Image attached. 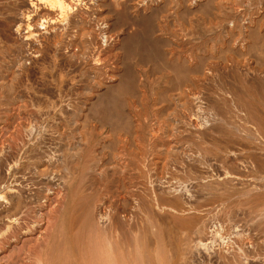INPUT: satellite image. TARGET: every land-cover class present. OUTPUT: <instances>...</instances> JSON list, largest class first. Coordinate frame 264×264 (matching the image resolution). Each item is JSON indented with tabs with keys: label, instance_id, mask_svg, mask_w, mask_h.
<instances>
[{
	"label": "rangeland",
	"instance_id": "1",
	"mask_svg": "<svg viewBox=\"0 0 264 264\" xmlns=\"http://www.w3.org/2000/svg\"><path fill=\"white\" fill-rule=\"evenodd\" d=\"M40 1L41 0H39V1L38 0H31V1L30 0H0V5L2 4L0 6V12L2 11L0 13V19L2 18L0 20V28H1L0 29V45H1L0 47L2 48V49L0 48V92H1L0 93V134H4L5 136H9L10 133H11L10 129L12 130L13 128H10L8 130L4 125L7 122L11 123L12 125H14V124L16 125V123L21 122V120H25V118H26L25 109L27 107H28L27 110H30L32 108L33 109H35V108L39 109L40 108L42 110V114H44V113L46 114L47 113L46 115L48 117L46 116V119H48L50 117L51 119L49 118L48 120H50V122L53 121L52 123H55V124L56 123H61V124L70 123V124L74 125V124L80 123V122H89V123L94 122V118L89 116L90 113H88V111L85 110V106L84 105L81 104L80 106H78L77 109L79 111H78V113H75L73 111L74 110L73 108H71V109H70V107L67 108V106L65 104V101L67 99L68 100L71 99L72 102H74L75 100L76 101H80V102H84L87 99H89L90 97H93L95 95V93L100 92L102 90L100 87L102 86L103 83H106V85L111 84V88L112 89L110 88V90L115 89V87L112 86V85L114 83L116 84L118 82V78H117L118 76L115 77L116 73H118L117 75H121L120 79L123 82L124 79L126 80V78L129 77L130 75L134 74V72H136V74L144 72L145 75L147 74L146 76L148 77V81L151 83V85H153L155 83H158L157 81H159L160 84H161L162 83V81H161L162 79L161 78H163L164 75L166 76L168 74V71H170L168 69V67L170 65L169 63H172L171 61H168V58L164 59L163 56L159 55L161 53L163 54L162 51H164L163 50L164 48H165V50L169 49V47L166 46L167 47L166 48V47L163 46V44H164L163 42H167L168 40L169 41H177L178 40V42L181 45L182 49L184 47L186 49H189V48H191V44H194L193 55H194V53H197L198 56H201V59L203 57L205 59H207L209 57L210 53L213 54V55H216V54L222 52V51H219L222 48H223L222 49L223 52L228 47L229 48L231 47L234 50H238V49L244 50L245 49L244 46H245V44L247 42L250 43L252 40H254L251 43H255V39L253 38V36L251 38L245 39L247 32H245L246 29L244 27L249 25V23H250L249 21L250 20L252 22V26H255L256 24H257L256 26H258V24L260 23L258 28H260L261 33H262L261 37L264 35V26H263L264 25V14L262 15V13H264V0H233L234 2L232 0H230V1L229 0H224V1L221 0V1H219L220 2L219 6L221 7V9L223 11L225 10L227 12L228 11L234 12V15H235V20L234 21L235 22L233 23L234 25H232V27H231V32L227 31L228 23H226V24L222 23L218 19L216 20V18L212 17V15L209 13L210 9H209V11H206V12H205V10H203V11H198V12L194 11L195 12L194 13L193 10H194L195 4L197 3L198 0H196L195 3L193 2L194 0L193 1L189 0V2L186 3V4L183 2L185 0H166V1L165 0L164 1L163 0H145V3H144V0H130L131 2H129V0L128 1L127 0L126 1L125 0H120V1L116 0L117 1L116 3H117L118 7L116 6L115 3H114L115 5L114 4L111 5L113 2H115V0L114 1L110 0L111 4L109 3V0H90V1L89 0H79V2H75V0H72V1L69 0V1H71L70 4L73 5V13L70 15V19L71 18H74L75 20L81 19L82 22L85 23L87 28H89V30H92L90 36H86L83 39L82 43L78 44L79 46L77 45V46H74V47H70V45L68 44V38L67 39L64 38L61 41L59 40L60 42L58 41V39H56V38H59L60 34L64 33V26L62 27L61 24L59 23L60 19H58L57 13L53 12V11H49L47 7L46 8L44 7L46 5L43 4L42 1L41 2ZM175 1H176V3H175ZM98 2L100 3V5H98L99 4ZM125 2H129L128 6L131 5V6H129V7H131L130 9H128L129 7L127 6V10H128L127 13H124L122 11V9L124 8L123 7L124 4H125V6L127 5ZM163 2L164 3L167 2V3L164 4V5L162 4L163 5V7H162L160 3H163ZM181 2H183L184 4L181 3ZM101 3H103V7L100 8L99 6H102ZM107 3L109 5H107ZM119 4L121 6H119ZM165 5H167L166 8H165ZM109 6L110 7L114 6L115 8L117 7L118 9L113 10L115 8L110 9ZM182 6L183 7L186 6V9H187L188 12L184 11L186 9L183 8ZM119 7H120V10H119ZM161 7L164 8V9H162ZM152 8L153 9H155V8L157 9L158 8L157 10L159 12L157 10H153L152 11ZM15 10H17V11L14 12ZM108 10H110V11H108ZM139 10H142L143 13H145V15L149 14V16H147V17L151 16L152 18L155 17V19L151 18V20H150V18H148L149 22H147L148 20L146 18H144V20H146V23H149V25L148 24L145 25L146 23H144V26H143V23H141L143 21V17H141L142 19L140 17H138L139 13L141 12ZM182 10L186 13V14H184L185 16L182 14V12H183ZM150 11H152L155 16ZM154 11H156V12H154ZM163 11H164V14L161 15ZM112 12L113 13L115 12L114 14L117 13L116 14L117 16L113 15ZM175 12L177 14H182L181 15L182 17H179L180 15L177 16ZM191 12H193V13L191 14ZM131 13H132L133 16L135 15L136 18H135V16L132 17ZM17 14H20V15H17ZM97 14H98V16H97ZM204 14H205V16H204ZM100 15H101V17H99ZM156 15H158V16L160 15L159 16L160 18L157 17L158 19H156ZM206 15H209V16L206 17ZM4 16L6 17L7 20L5 19ZM123 16L127 20L128 19H130V20L132 19L131 20L132 21L131 24L132 25H134V24L137 25V26L134 25L135 27H137V28H138V26H139V28L145 27V28H142V29L138 28L139 30H142V31L144 29V31L143 32L142 31H138L137 33L134 34V36L132 37V40L129 39L130 41L128 40L124 44H123L121 38H119V34H121V32L125 30V28H128V27L129 28H133L134 26L131 27L132 25H130V22L128 24V21L125 20ZM258 16L261 17V18H258ZM115 17H116V19H115ZM117 17H118V19H117ZM121 17H123L122 20L120 19ZM137 17H138V20H136ZM184 17H186V19ZM192 17H195V18H192ZM255 17H256L257 20H255ZM180 18H182V19H180ZM19 19H21V20L25 19L26 20V21L23 20V27L24 28L27 25H30L29 27L32 30L37 31V32L41 33V35H43V37L44 36L46 37V39L44 38V42L43 43L40 42L42 45L39 44V42L38 43L36 42V41H38L37 37H34L35 39H34V43H32V45L31 44L27 45L24 42V40H23V36L25 34L23 31L25 30V32H26L27 30L23 29V27H22L23 30L21 31V33H18V36H15L16 33H13V31H14L13 28H15V25H16L15 22H17L16 20H19ZM203 19L205 21H207L206 24L204 23ZM259 19H261V21ZM68 20H67V22H71V20L70 21H68ZM51 21H54L55 23L50 24ZM120 21L122 23H120ZM167 21H168V23H167ZM255 21H257V22H255ZM258 21H260V22H258ZM9 23H11V24L8 25ZM183 23H184V25H183ZM202 23H203V25H202ZM54 24H56V25H54ZM111 24H113V28L114 29L112 28ZM115 24H117V25H115ZM152 24L153 25L157 24L156 27H159L161 29V31L158 32L157 35H159V36H161L163 38V42H162V40H156V39L153 41V39H152L153 36L150 33H148V31L153 27V26L150 27V25H152ZM207 24H208V26H206ZM216 25H217V27H216ZM221 25L222 26L224 25V26L222 27ZM53 26H57V30L58 31L56 30V31H54L52 33V31H50L49 27H53ZM109 26L112 28L113 32H111L110 36H108V38H107L106 37L107 35L104 37V35H105L104 31ZM116 26H119L120 29H119V27H116ZM235 26H237V28ZM146 27L149 30L146 29ZM183 27H184V29H183ZM61 28H62V30H61ZM118 29H119V31H118ZM207 29H209V30L207 31ZM146 30H147V32H146ZM174 31H175V34H174ZM190 31L192 33L193 32L194 33L192 35H190V33H191ZM71 32H72V30H71ZM198 32H200V33H198ZM207 32H208V34H207ZM216 32H217L218 35L216 34ZM143 33H144V35L142 36L141 34H143ZM145 33H147V34H145ZM176 33L178 35H176ZM231 33H234V34L236 33L235 34L236 37L234 36L232 38L233 41H231L232 39L230 38L231 37V35H230ZM1 34L4 35V36H2ZM148 34H150V35H148ZM179 34H180V36H179ZM198 34H200V35L198 36ZM219 36H220V38H219ZM179 37H181L182 39L179 38ZM227 37H228V39H227ZM5 38H6V40H5ZM19 38L21 39L20 41H19ZM105 38H107V39H105ZM165 38L167 39V41H166ZM1 39L3 41H5V43ZM227 40H230V41H227ZM145 41H148V42L145 43ZM149 41L150 42L152 41V42L149 43ZM160 41L162 42V44H161ZM225 41L226 42H230V43L232 42V43L231 44L230 43L226 44ZM256 41L259 43L261 41V39H257ZM63 42H65V43H63ZM224 43H225V45H224ZM4 44H5L6 47L4 46ZM228 44H230L231 46L227 47L226 45H228ZM49 45L52 46V47H50ZM80 45L82 47H80ZM155 45H157V46H155ZM182 45H186V46H182ZM206 45L207 46L209 45V46L207 47ZM218 45H219V47H218ZM46 46L48 48H46ZM56 47H58V48H56ZM10 48H11V50H10ZM38 49L41 50L40 67H42L41 71H42L43 75L37 81V78L35 77V74H34L35 73V69L31 65V63L27 60V57H28V55H32L33 53H34L33 55H35V52ZM48 49H50L49 50L50 53L52 52L51 54L49 53ZM51 49H53V50H51ZM217 49H219V50H217ZM58 50H60V53H59ZM150 50H152V51H150ZM183 50H185V49H183ZM54 51H56V54H55ZM139 51H140V53H139ZM228 51H229V49H228ZM57 52L59 53V55L57 54ZM216 52H218V53H216ZM53 53H54L55 57L53 56ZM227 53H226L227 57H232V55H230L231 53H228V54ZM223 54H225V53H223ZM57 55H58V58H57ZM144 55H145V58H144ZM246 55L247 54H245L244 58H242V60H244L245 64L249 65V68H250V66H251V68H253V67L256 68L257 67V65H256L257 62H255L256 59L254 60V58L256 56L254 57V55H251L252 56L251 57L250 55H247V56ZM42 56H43V58H42ZM142 56H143V59H142ZM159 56H160V58L161 57L162 58L160 59ZM45 57L48 58V59L46 60ZM155 57H157V58H155ZM152 58H154V59H152ZM94 59L95 60L98 59L99 62L96 60V62L94 61L96 63L95 64L93 62ZM57 60L59 62H57ZM195 60H197L196 57H194V56L193 57L192 56L189 57V62L190 63H194L195 64V62H196ZM80 61H82V62H80ZM91 61H92V64H91ZM126 62H128V63H126ZM161 62L162 63L164 62V66H163V64ZM253 62H254V64H253ZM27 63H28V65H27ZM44 63H45V65H44ZM67 63H69V65H67ZM79 63H80V65H79ZM84 64L86 65V67H85ZM93 64H95V65H93ZM207 64L208 65H213L211 61H208ZM53 65H54V68H53ZM55 65H57V66H55ZM81 65H83L84 67H82ZM165 65H167V66H165ZM64 66H66L67 68H65ZM164 67H166V68L164 69ZM44 68H46V69L44 70ZM58 68L59 69L61 68L60 71L58 70ZM81 68H83L85 70L84 72L81 71L82 73L80 72ZM155 68H156V70H153ZM73 69L76 70L77 72L74 71ZM157 69L160 70V72ZM68 70H69V72H68ZM43 71H44V73H43ZM46 71H49V72H46ZM126 71H127V73L128 72L129 73L127 74ZM113 74H114V76H113ZM57 75H58V77H57ZM60 75H62V76H60ZM63 75L64 76L66 75L68 77L66 78ZM74 75H76V76H74ZM32 77H33V79H32ZM27 78H28V81H26ZM70 79H72V80H70ZM39 80H41V81H39ZM49 81H50V83H48ZM30 82H31V84H30ZM37 82L41 83L42 86L40 84L38 85ZM45 82L48 83V84H46ZM59 82H61V83H59ZM139 82H140L139 80H136L134 82L135 85H136L135 89L137 87L139 92H136L135 89H134V91L132 93L133 96L131 98H130L131 95L130 96L129 95H127V96L124 95L126 99L130 100V102L125 107H121L120 108V111L123 114L124 113L130 114L133 117L132 120H134V122L136 124V127H137V132H138L137 133V140H138L137 141V147H138L137 153L139 152V156L137 155L139 158L136 157V169H134L132 167H128V168H126L127 171L125 170V173H123V184L125 186V188H124L125 190H123L122 197H124L128 201L124 200V198H123V200L127 202V203L125 202L126 205L124 203H121V205L123 204L124 206H121V205L117 206V209H118L120 217H121V222L125 223V224L123 223L124 225L122 226L123 227L122 228V231H123L122 233H124V234H122L123 242H124L123 253L126 252V253H124V258L126 259L125 263L126 264H131V262L133 261L132 264H135V263L136 264H140V263L141 264H214V263L215 264H219V263L220 264H226V263L227 264H263L264 256L262 254H264V252H263L264 251V249H263L264 248V227H263L264 226V172H263L264 171V162H263L264 161V159H263V157H264V154H263L264 153V148H263L264 147V144H263L264 140H261V138L258 137L257 140L258 139L259 140L257 141V140H255L256 138L253 140V138H254L253 135L246 136L242 132L241 126H243V125L240 124V122H238L235 119H233L234 121H232V123H227V122H224V121L219 120L218 118H214V117H213V119H211V118L209 119L207 115H205V116L202 115L200 117V119H198L202 123L201 131L203 130V132H204L203 136L202 135L193 136L189 132L178 131V130H183V128H182L183 125L180 123V119H179L180 116H181L180 114H181V108L182 107L180 105V102L177 101L178 100L177 94L174 93V92H171V91L168 92V94H167V98L171 101L172 107L169 106L170 105L169 103H168L169 105L166 104L167 102H169L167 100L164 103L159 104V102L156 103V101H155V99L157 98L156 88L153 86L151 88V90L149 89L150 91L149 90H145L142 87H141L142 89H140L138 87V85H140ZM255 82L257 84H255ZM255 82L253 81L251 83H248V82L247 83H243L244 85L242 84L243 88H241V89H244L246 87L243 90L245 95H246V97L248 99H250L253 102V104L255 103L254 105L256 107H259V109H261V111L264 112V81L263 80L262 81L261 80L260 81L256 80ZM72 83H73V86H71ZM55 87H57V88H55ZM67 87L70 88V89L68 90ZM160 87H162V86L160 85ZM37 88L40 89V90H38ZM30 89H32V90H30ZM20 90L23 91V92H21ZM27 90H29L30 92L32 91L33 93L31 92V94H30V92L27 91ZM36 91H38V92L40 91V92L38 93ZM62 91H63V93H62ZM58 93H60V94H58ZM44 94H45V96H43ZM35 95H37V96H35ZM75 95H76V97H75ZM106 95H108V98H107ZM106 95L104 93L103 94L104 98L101 97L102 101L105 100V102H103V106H105L106 101L108 102L107 99H111V96L109 95V93L106 94ZM143 95H145V96H143ZM21 96H23L24 100L21 98ZM25 96H27V97H25ZM45 97H46V99H45ZM137 97L139 99H136ZM59 100H60V102H59ZM32 101H33V103H32ZM35 101L38 102V103H36V105H35ZM50 102H51V104H50ZM15 104H18V105H15ZM37 104H38V106H37ZM134 104H135V106H134ZM173 104H174V107H173ZM24 105H26V106H24ZM29 105H30V107H29ZM110 105L111 106H109V105L106 106L107 109L109 108L108 110L107 109L106 110H107V112L109 111V114L112 115V114H114V111H113V108H112L113 104L111 103ZM168 107L171 110H169ZM23 108H24V111H23ZM43 108L46 110V112H44L45 110ZM47 109H48L49 112L47 111ZM53 110H55V111H53ZM80 110H81V112H80ZM160 110L161 111L164 110V114H163V112L161 114L158 113V111H160ZM45 114L43 116H45ZM87 115L89 117H87ZM13 116L15 118H12ZM62 116H64L65 119H63ZM161 116H163V117H161ZM263 116H264V113H263ZM83 117H84V119H83ZM158 119H159V121H158ZM235 122H238L239 124H236ZM159 123L161 124V126H159ZM204 123H205V125H204ZM166 124H169V126L171 124V126L169 127V129H170L169 131L170 132H168ZM92 125H94V123H92ZM195 126H197V121L195 119L194 120L192 119V128H194ZM224 127H226V128H224ZM240 134H243V136H241ZM187 135H189V136H187ZM252 136H253V138H252ZM228 137H231V138H228ZM244 138H246V139H244ZM206 139H209V140H206ZM188 140H190V141H188ZM229 140H231L233 142H231V141L228 142ZM123 141H124V145L127 148L128 147L127 146V143H128L127 141L128 140L126 139V137H123ZM209 141H211V142H209ZM181 142H182V144H181ZM233 143H235V144L233 145ZM238 144H239V147H237ZM242 144H243V146L245 148L242 146ZM259 144H263V146L259 145ZM232 145H233V147H232ZM217 146L220 149L217 148ZM230 146L233 148V149L231 148L232 150L229 149ZM254 149H258V150L254 151ZM228 150H230V151H228ZM202 151H204V152H202ZM234 151H235V154L237 153L236 155L238 157L235 156ZM252 151H254V153ZM256 152L259 155L261 153V155L260 156L257 155ZM127 153H128L127 151L124 152L122 160H123V162H125V160H126V162L128 164L130 157L129 156L127 157ZM180 153H182V155ZM252 154L254 155L253 157L251 156ZM246 155H247V157H246ZM257 158H259V159H257ZM138 159H140V160H138ZM184 159H186V160H184ZM191 162L193 163V165H192ZM194 164H195V166H194ZM249 164H250V166L251 165L255 166V167L252 166V167H254V170L250 166H249L250 167V169H249V167H248ZM137 165H138V167H137ZM159 165H161V166H159ZM214 165H215V167L217 169L213 168ZM260 165H261L262 168L259 167ZM179 167L183 168V169L181 168L182 171H181V169L179 170ZM218 168H220V169H218ZM171 171L174 172V173H172ZM176 171H177L178 174L175 173ZM189 171H191L193 174L191 172H189ZM220 171H221V173H222V171H225L224 174H226V176L229 173L228 176L230 175L229 176V177H231L230 179L228 177H224L225 179L222 178L223 180H225L224 182H226L227 179L229 181L224 183L223 180L220 179L221 178V177H219V174H220L219 172ZM260 171H262V173H263V174L261 173V176H260V173H259ZM164 172L167 173V174H164ZM197 172H199V173H197ZM130 173H131L132 176L130 175ZM134 173H136V174H134ZM168 173H169V175H168ZM185 173H187V174H185ZM251 173H252V175L255 176L254 178H252ZM170 174H172L171 175L172 177L170 176ZM173 174H175L177 177L175 175L173 176ZM158 175H160V176H158ZM167 175L170 176V178H165V177H168ZM180 175H183V176H181V178H183L184 180H182L180 178ZM216 175H217V178H215ZM245 175L247 177L249 176L248 179H246L247 177H245ZM196 176H197V179H195ZM259 177H261V178H259ZM178 178L180 180H182V181H180L181 183H183V184L180 183L181 186L178 183L179 182ZM185 178H188V179H185ZM190 178L196 183H194ZM207 178L210 179V180H208ZM213 178L215 179V181H213L214 180ZM233 178L234 179H238L239 183L237 182V180H233ZM169 179H172V181L169 180ZM131 180H133V181H131ZM138 180H139V182H137ZM153 180L156 181V182H158V181L159 182L158 183L155 182L156 183L155 184L153 182ZM165 180L166 181L168 180V182H166ZM187 180H190V181L187 182ZM201 180L203 181V183H202ZM244 180H245V182H244ZM164 181H165V183H169V181H171L172 183H169L167 185V184H164ZM176 181H177V186L175 185ZM204 181L206 183H208V184H206ZM252 181H254V182H252ZM135 182H137L139 184H137ZM190 182L191 183L193 182L196 187L194 186V184H191ZM161 183L164 184V185L162 184L163 187L165 186L164 188L162 187ZM186 183H187V185H186ZM153 184L156 186L157 190H158V187H160L159 188L160 189V191H159L160 193H163V191H164L163 195L162 194H158V195H162L163 196V197L161 196L162 198L160 200L163 204L158 199V197H160V196H158L155 193L157 190H155V188L152 189L154 187ZM170 184L171 185L174 184L175 185L174 186L175 189L173 188V186H172L173 189L172 188L170 189L169 188ZM202 184H203V186H201ZM204 184H205V186H204ZM209 184H211V185H209ZM171 185H170V187H171ZM182 185H184V186H182ZM192 186H194L195 188L192 187ZM99 187L97 186L96 188H94V191H96L97 188H98V191H99V189H100ZM207 187H208V189H207ZM135 188L136 189L138 188L139 191H135L136 190ZM185 188H186V190H185ZM237 188L239 190H237ZM161 189H164V190H162V192H161ZM143 190H145V191H143ZM147 190H149V191H147ZM171 190L172 191L174 190V192L171 193ZM131 191H133V192H131ZM135 192L138 193L139 195L135 194ZM146 192H148V193L145 194ZM150 192H152V193H150ZM165 192H166V194H165ZM128 193H130V194H128ZM175 193H177V195H175ZM225 193H227V194H225ZM187 194L189 195V199H188V195ZM222 194H224V195H222ZM133 195L136 196V197H134ZM140 195H142V196H140ZM173 195H174L175 198L173 197ZM193 195H195V196H193ZM152 197L154 198V201H153ZM166 197L168 198L167 200H165ZM169 198H171V199L169 200ZM133 199L136 200V201H134ZM151 199H152V201H151ZM163 199L165 201H167V202L165 203V201ZM71 200L72 199L70 197V202H72ZM146 200L149 203L151 201V204H149V203L147 204ZM168 200H169V202H168ZM171 200H173V201H171ZM233 200H235V201H233ZM132 201L134 202V204H133ZM153 202H154V205H153ZM190 202L191 203L193 202L192 203L193 205H191ZM128 203H129V205H127ZM167 203H169L168 204L169 206L168 205H164V204H167ZM184 203L185 204L187 203L188 205L189 204L190 205L188 206L187 204L185 205ZM237 204L240 205V206H237ZM248 204H250V205H248ZM156 205H158L159 207L156 206ZM194 205H196V206L194 207ZM262 205H263V207H262ZM125 206L126 207L128 206V207L126 208ZM161 206H163V207H161ZM120 207H121V209H120ZM122 207H124L123 209H125V210H122ZM167 207H169V209H167ZM177 209H179V210L182 209L186 213L188 212L190 214L189 216L191 218L190 217L189 218L191 220H194L196 218L195 222L196 221L199 222V221H201L203 219L204 222H203V220H202V223L200 222L202 227L199 226L197 228L198 225H196V223H197L196 222V223H194L195 225L193 224L194 226H196V228L194 227L195 230L193 229V226H192V230H191V228H189L191 230V231L188 230L189 232L185 231V230L181 231V229L178 228L179 227V225L177 224L178 222L176 221L177 222L176 224L178 226L175 225V222L172 221L175 218L173 217L174 218L173 219L172 216H171L173 212H175V211L177 212ZM135 210H136V212H135ZM155 212H157L159 214H157ZM168 213H170V214H168ZM191 214H192V216H191ZM33 216L35 218L39 217L38 219L41 221L42 224H44L45 221H46L45 218H42V219L40 218L38 211H36L35 214L33 213ZM201 216H203V217H201ZM61 219H62V217L59 219L58 223L56 224L55 230L59 231L61 227H63V229H64V227H65V229H68V226L66 224L67 221H65V224H66L67 227L64 226L65 224L63 226H61V222H62ZM122 219H123V221H122ZM197 219H201V220H197ZM210 219H211V221H209ZM175 220H179V219L176 218ZM130 222H132V224ZM164 223H166V224H164ZM200 223H198V224H200ZM145 224L147 225L148 228L146 227ZM151 225H153V226H151ZM165 226H166V228H164ZM175 226L177 228H175ZM130 227H132V228H130ZM137 227H138L139 230L136 229ZM171 227H173V228H171ZM124 228H125V230H124ZM199 228H200V231L202 230L201 234H200L201 237H202V234L205 237L201 238L199 236L200 238H198V237H196V234L194 235V233H195L194 231H198L196 229H199ZM163 229L167 230V231H164ZM170 229H172L174 234L171 233L172 231ZM152 231H153V233H151ZM138 232H140L139 235H138ZM183 232H184V234H183ZM185 232L187 233V236L185 235ZM192 232H194V233H192ZM131 233L132 234L134 233V234L132 235ZM189 233H190L191 236L189 235ZM153 234H154V236H153ZM134 235H136V236H134ZM158 235L160 236V238H159ZM168 235H169V237H168ZM225 235L226 236L228 235V236L226 237ZM166 236H167V238H166ZM183 236H184V238H183ZM206 236H208L209 238L208 237L206 238ZM152 237H154V238H152ZM176 237H178V238H176ZM186 237H189V238H187V240L189 239L191 241L190 243H189V241H186ZM195 238H197V239L195 240ZM204 238H206L207 240L204 241ZM129 239H130V242H129ZM134 239H135V242H134ZM184 241L187 242L189 245L184 243ZM193 241H195L194 244H192ZM197 241H198V243H196ZM201 241L204 242V243H202V244L199 243ZM132 242H134V243H132ZM159 242H160V244L157 245ZM181 242H182V244H181ZM95 243L96 242H94V241L92 242V244H91L92 248H96V244ZM130 243H131L132 246L130 245ZM135 244L137 246H135ZM149 244H150V246H149ZM173 244H174V246H173ZM85 246H86V244H85ZM137 248H138V250L136 251ZM251 248H252V250H250ZM131 250H132V252H131ZM186 250L188 251V253H187ZM162 251H164V252H162ZM200 251H202V252H200ZM220 251H221L222 254L220 253ZM260 251H261V253H259ZM72 253H73V250H72ZM136 253H137V255H136ZM191 253H193V254H191ZM195 254H197V255H195ZM74 255H75L74 258H76V253ZM134 255H135V258H134ZM182 256L183 257L185 256V257L183 258ZM258 256H260V257L257 258ZM54 257H56V256L54 255ZM248 257H250V258H248ZM74 258L73 257L71 258L72 259L71 263L72 264H76V261H77L78 262L77 264H79V261L77 259L75 260ZM73 259L75 261H73ZM259 259L262 262L259 261ZM220 260H221V262H220ZM53 261H55V260H53ZM53 261H50L48 264H55V262H53ZM61 263L62 264H68L67 262H62V261H61Z\"/></svg>",
	"mask_w": 264,
	"mask_h": 264
},
{
	"label": "bare ground",
	"instance_id": "2",
	"mask_svg": "<svg viewBox=\"0 0 264 264\" xmlns=\"http://www.w3.org/2000/svg\"><path fill=\"white\" fill-rule=\"evenodd\" d=\"M31 1V0H30ZM39 1V0H38ZM45 8L47 7L49 11H53L57 13L58 19H60V24L63 27L64 26V33L60 34L58 41L63 40L64 38H68V44L70 47L77 46L79 43H82L83 39L86 36H90L91 31L87 26L85 25L84 22H82L81 19L75 20L74 18L70 19V15L73 13V5L70 4L69 0H41ZM40 1V2H41ZM90 1V0H89ZM114 1V0H113ZM118 1V0H117ZM113 2L111 5L114 3L117 6V2ZM120 1V0H119ZM126 1V0H125ZM128 1V0H127ZM164 1V0H163ZM166 1V0H165ZM186 1V2H185ZM183 1L185 4L189 2V0ZM193 1V0H192ZM196 0L193 2L195 3ZM219 1L221 0H198L197 3L195 4L194 11H209L210 9V14L212 17L218 19L222 23H228L227 25V31L231 32V27L234 25L233 23L235 22V15L234 12L231 11H223L221 7L219 6ZM224 1V0H223ZM230 1V0H229ZM233 1V0H232ZM75 2H79V0H75ZM123 2V1H122ZM129 2H131L129 0ZM129 2H125L127 5L122 9L124 13H127V6ZM154 2V1H153ZM168 2V1H167ZM167 2L160 3L161 6L163 7L164 4ZM181 2V3H183ZM234 2V1H233ZM34 3V2H33ZM99 3V2H98ZM104 3V2H103ZM99 6L100 8L103 7ZM145 3V0H144ZM169 3V2H168ZM176 3V1H175ZM183 3V4H184ZM226 3V2H225ZM106 4V3H105ZM114 4V5H115ZM163 4V5H162ZM223 4V3H222ZM232 4V3H231ZM2 5V4H1ZM0 5V6H1ZM91 5V4H90ZM93 5V4H92ZM100 5V3L98 4ZM107 5H109L107 3ZM110 5V6H111ZM123 5V4H122ZM170 5V4H169ZM182 5V4H181ZM225 5V4H224ZM105 6V5H104ZM110 9L115 8L110 7ZM119 6H121L119 4ZM131 6V5H129ZM128 6V7H129ZM154 6V5H153ZM167 5H165L166 8ZM227 6V5H226ZM82 7V6H81ZM118 7V6H117ZM115 8L113 10H116L118 8ZM160 7V6H159ZM158 7V8H159ZM161 7V8H162ZM183 7V6H182ZM30 8V7H29ZM33 8V7H32ZM96 8V7H95ZM107 8V7H106ZM129 7L128 9H130ZM135 8V7H134ZM154 8V7H153ZM153 10H157L156 8ZM183 8L186 9V6ZM226 8V7H225ZM9 9V8H8ZM16 9V8H15ZM85 9V8H84ZM151 9V8H150ZM164 9V8H162ZM12 10V9H11ZM10 10V11H11ZM107 10V9H106ZM120 10V7H119ZM13 11V10H12ZM15 10L14 12H16ZM110 11V10H108ZM118 11V10H117ZM121 11V12H122ZM139 13L138 17H143V21L141 23H146V18L149 22V19L151 20V16L149 14L145 15L142 10ZM150 11V12H152ZM158 11V10H157ZM167 11V10H166ZM171 11V10H170ZM183 11V10H182ZM186 12V10H184ZM183 11V12H184ZM2 12V11H1ZM0 12V13H1ZM35 12V11H34ZM122 12V13H123ZM137 12V11H136ZM149 12V13H150ZM156 12V11H154ZM159 12V11H158ZM161 12V11H160ZM182 14H186L185 12ZM191 12V14L193 13ZM28 13V12H27ZM106 13V12H105ZM113 13V12H112ZM115 13V12H114ZM113 15H116L114 14ZM133 13V12H132ZM131 13V15H132ZM171 13V12H170ZM176 13V12H175ZM195 13V12H194ZM208 13V14H209ZM129 14V13H128ZM154 15V13L152 12ZM151 14V15H152ZM164 14V11L162 12L161 15ZM166 14V13H165ZM182 14H177V16L182 17ZM264 13H262L263 15ZM20 15V14H17ZM28 15V14H27ZM102 15V14H101ZM101 15L99 17H101ZM120 15V14H119ZM130 15V16H131ZM188 15V14H187ZM203 15V14H202ZM56 16V17H57ZM98 16V14H97ZM117 16V15H116ZM135 16V15H134ZM132 15V17H134ZM155 16V15H154ZM160 16V15H159ZM156 15L157 17H159ZM185 16V15H184ZM191 16V15H190ZM205 16V14H204ZM209 15H206V17ZM5 17V16H4ZM17 17V16H16ZM124 17V16H123ZM123 17L120 19L122 20ZM138 17L136 20H138ZM176 17V16H175ZM198 17V16H197ZM244 17V16H243ZM10 18V17H9ZM79 18V17H78ZM136 18V16H135ZM160 18V17H159ZM186 19V17H184ZM195 18V17H192ZM199 18V17H198ZM205 18V17H204ZM258 18H261L258 16ZM2 19V18H1ZM0 19V20H1ZM6 19V17H5ZM11 19V18H10ZM13 19V18H12ZM22 19V18H21ZM16 20L17 22L15 25V28L13 33H16L15 36H18V33H21L23 29H26L23 31L25 34L23 36L24 42L28 45L34 43V37H37L39 44L44 42V38L46 37L41 35V33L32 30L29 26L27 25L25 28L23 27V20ZM69 19V20H68ZM116 19V17H115ZM118 19V17H117ZM125 19V17H124ZM142 19V18H141ZM152 19H155L153 17ZM163 19V18H162ZM161 19V20H162ZM182 19V18H180ZM206 19V18H205ZM213 19V18H212ZM254 19V18H253ZM7 20V19H6ZM53 20V19H52ZM56 20V19H55ZM71 20V22H67ZM127 20V19H125ZM132 20V19H131ZM128 19V24L130 22V25H132V21ZM164 20V19H163ZM193 20V19H192ZM200 20V19H199ZM207 20V19H206ZM243 20V19H242ZM255 20L256 17H255ZM261 21V19H259ZM26 21V20H25ZM28 21V20H27ZM103 21V20H102ZM101 21V22H102ZM145 21V22H144ZM153 21V20H152ZM204 23L206 24L207 21L203 19ZM215 21V20H214ZM240 21V20H239ZM258 21V22H260ZM3 22V21H2ZM5 22V21H4ZM43 22V21H42ZM45 22V21H44ZM58 22V21H57ZM56 22V23H57ZM119 22V21H118ZM137 22V21H136ZM154 22V21H153ZM159 22V21H158ZM163 22V21H162ZM180 22V21H179ZM238 22V21H237ZM249 25L244 27L246 30V38H253L255 39V43H250L247 42L245 44V49H238L234 50L233 48H229L228 46H231L230 43L226 45L228 48L223 52V48L219 51H222L216 55L209 54V57L205 59H201V56H198L197 53H194L193 55V47L194 44H191V48L186 49L185 47L182 49L181 45L179 44L178 40L177 41H166L163 42V38L159 35H157L158 32L161 31L159 27H156V25H150L153 26L150 30L148 29V33H150L153 36V41L156 40H162L164 43V47H169V49L165 48L163 49L164 51L163 54H159L160 56H163V58H168V61H171L172 63H169L168 69V74L163 78H161L162 83L160 84L159 81L158 83H155L151 85V83L148 81V77L144 74V72H141L139 74H134L128 75L129 77L124 79L123 82L120 79L121 75H117L116 73L115 77L118 76V82L112 86L115 87V89L110 90L111 84L106 85V83H103L102 86L100 87L102 92L95 93L93 97H90L84 102L80 101H74L72 102L71 99L65 101V104L68 107L73 108L75 113H78V106L81 104L85 106V110L88 111L89 116L94 118V122H80L76 123L74 125L70 123H52L50 120L46 119V114H42V110L39 109H30L27 110L25 109V114L26 118L25 120H21V122L16 123V125H12L11 123H6L4 126L9 130L10 128H13L12 130L10 129L11 133L9 136H5L4 134H0V264H48L50 261L55 262V264H62V262H67L68 264H72V257L74 258V254L76 253V258L79 261V264H126L125 263V258H124V252L123 253V236L122 233V226L124 224L121 222V217L119 214V211L117 209L118 205H121V203H124L128 200H126L124 197H122L123 190H125V186L123 184V173H125L126 168L132 167L136 169V157L139 156L138 147H137V127L134 122L133 117L130 114L122 113L120 111L121 107H125L127 104H129L130 100L126 99L125 96L131 95L130 98L133 96L132 93L135 89V81L139 80L140 85L138 87L140 89L144 88L145 90H151V88L154 86L156 88V95L157 98L155 99L156 103L159 102V104L164 103L166 100L169 101L166 104L172 107L171 101L167 98L168 92H174L178 96V100L181 105V116H180V123L183 125V130H178V131H183V132H189L191 135L203 136V130L201 131L202 123L198 120L202 115H207L208 118L213 119L218 118L219 120H222L227 123H232L234 121L233 119L237 120L242 124V132L246 136H252L253 140H257V138H261V140H264V116L259 109V107H256L253 102L248 99L244 93V89L242 84L243 83H251L255 82L256 80H263L264 81V35L261 37V30L258 28V26H252L251 20L249 21ZM257 22V21H255ZM55 23L54 21H51L50 24ZM120 23H122L120 21ZM126 23V22H125ZM168 23V21H167ZM197 23V22H196ZM195 23V24H196ZM209 23V22H208ZM4 24V23H3ZM6 24V23H5ZM9 23L8 25H10ZM14 24V23H13ZM149 25V23H146L145 25ZM166 24V23H165ZM172 24V23H171ZM204 24V25H205ZM214 24V23H213ZM239 24V23H238ZM56 25V24H54ZM112 28H113V24ZM117 25V24H115ZM119 25V24H118ZM126 25V24H125ZM124 25V26H125ZM135 25V24H134ZM132 25L131 27H133ZM173 25V24H172ZM184 25V23H183ZM201 25V24H200ZM203 25V23H202ZM215 25V24H214ZM219 25V24H218ZM246 25V24H245ZM3 26V25H2ZM12 26V25H11ZM50 26V25H49ZM60 26V25H59ZM58 26V27H59ZM106 26V25H105ZM137 26V25H135ZM134 26V27H135ZM155 26V27H154ZM164 26V25H163ZM181 26V25H180ZM191 26V25H190ZM208 26V24L206 25ZM222 26V25H221ZM224 26V25H223ZM222 26V27H223ZM239 26V25H238ZM264 26V25H263ZM23 27V29H22ZM119 27V26H116ZM115 27V28H116ZM123 27V26H122ZM126 27V26H125ZM125 28L124 31L119 34V38H121L123 44L127 42L129 39L132 40V37L134 36L135 33L138 31H142L139 29L145 28ZM195 27V26H194ZM203 27V26H202ZM217 27V25H216ZM237 28V26H235ZM112 28L109 26L106 28L104 31V37L110 36L111 32H113ZM124 28V27H123ZM171 28V27H170ZM176 28V27H175ZM189 28V27H188ZM201 28V27H200ZM207 28V27H206ZM235 28V29H236ZM239 28V27H238ZM1 29V28H0ZM11 29V28H10ZM47 29V28H46ZM50 31L52 33L57 30V26L49 27ZM60 29V28H59ZM114 29V28H113ZM117 29V28H116ZM120 29V27H119ZM118 29V31H119ZM129 29V30H128ZM135 29V30H134ZM184 29V27H183ZM199 29V28H198ZM48 30V29H47ZM62 30V28H61ZM72 30V32H71ZM168 30V29H167ZM186 30V29H185ZM193 30V29H192ZM209 29H207L208 31ZM212 30V29H211ZM58 31V30H57ZM144 31V29H143ZM142 31V32H143ZM173 31V30H172ZM195 31V30H194ZM263 31V30H262ZM9 32V31H8ZM61 32V31H60ZM103 32V31H102ZM141 32V33H142ZM147 32V30H146ZM164 32V31H163ZM191 32V31H190ZM227 32V33H228ZM12 33V32H11ZM56 33V32H55ZM194 33V32H193ZM192 32L190 35L193 34ZM200 33V32H198ZM147 34V33H145ZM148 34V35H150ZM175 34V31H174ZM208 34V32H207ZM217 34V32H216ZM234 33H231V39L235 36ZM2 35V34H1ZM23 35V34H22ZM49 35V34H48ZM55 35V34H54ZM59 35V34H58ZM142 36L144 35L141 34ZM176 35H178L176 33ZM200 34H198L199 36ZM218 35V34H217ZM233 35V36H232ZM4 36V35H2ZM6 36V35H5ZM138 36V35H137ZM180 36V34H179ZM189 36V35H188ZM8 37V36H7ZM146 37V36H145ZM144 37V38H145ZM148 37V36H147ZM207 37V36H206ZM205 37V38H206ZM215 37V36H214ZM236 37V36H235ZM4 38V37H3ZM10 38V37H9ZM49 38V37H48ZM105 38V39H107ZM135 38V37H134ZM133 38V39H134ZM143 38V37H142ZM181 38V37H179ZM198 38V37H197ZM208 38V37H207ZM217 38V37H216ZM220 38V36H219ZM229 38V39H230ZM16 39V38H15ZM14 39V40H15ZM89 39V38H88ZM94 39V38H93ZM182 39V38H181ZM228 39V37H227ZM261 39V41L258 43L256 40ZM2 40V39H1ZM6 40V38H5ZM9 40V39H8ZM13 40V41H14ZM21 39L19 38V41ZM213 40V39H212ZM3 41V40H2ZM57 41V42H58ZM59 41V42H60ZM130 41V40H129ZM136 41V40H135ZM134 41V42H135ZM197 41V40H196ZM230 41V40H227ZM233 41V39L231 40ZM259 41V40H258ZM5 43V41H3ZM2 42V43H3ZM10 42V41H9ZM16 42V41H15ZM23 42V41H22ZM41 42V43H40ZM58 42V43H59ZM148 41H145V43ZM152 42V41H151ZM149 41V43H151ZM161 42V41H160ZM161 42V44H162ZM191 42V41H190ZM65 43V42H63ZM129 43V42H128ZM133 43V42H132ZM159 43V42H158ZM211 43V42H210ZM219 43V42H218ZM17 44V43H16ZM20 44V43H19ZM25 44V45H26ZM144 44V43H143ZM148 44V43H147ZM153 44V43H152ZM186 44V43H185ZM188 44V43H187ZM201 44V43H200ZM208 44V43H207ZM3 45V44H2ZM7 45V44H6ZM9 45V44H8ZM15 45V44H14ZM21 45V44H20ZM24 45V44H23ZM38 45V44H37ZM42 45V44H41ZM45 45V44H44ZM43 45V46H44ZM154 45V44H153ZM158 45V44H157ZM155 45V46H157ZM225 45V43H224ZM1 46V45H0ZM5 46V44H4ZM42 46V47H43ZM50 46V45H49ZM79 46V45H78ZM140 46V45H139ZM162 46V45H161ZM162 46V47H163ZM186 46V45H182ZM202 46V45H201ZM207 46V45H206ZM209 46V45H208ZM207 46V47H208ZM6 47V46H5ZM9 47V46H8ZM41 47V48H42ZM52 47V46H50ZM80 47H82L80 45ZM154 47V46H153ZM166 47V48H167ZM219 47V45H218ZM225 47V46H224ZM1 48V47H0ZM13 48V47H12ZM46 48H48L46 46ZM45 48V49H46ZM58 48V47H56ZM161 48V47H160ZM2 49V48H1ZM18 49V48H17ZM156 49V48H155ZM229 49V51H228ZM11 50V48H10ZM9 50V51H10ZM50 49H48L49 51ZM53 50V49H51ZM56 50V49H55ZM146 50V49H145ZM158 50V49H157ZM198 50V49H197ZM210 50V49H209ZM216 50V51H217ZM231 50V51H230ZM5 51V50H4ZM60 53V50H58ZM66 51V50H65ZM64 51V52H65ZM116 51V50H115ZM149 51V50H148ZM152 51V50H150ZM47 52V51H46ZM56 54V51H54ZM63 52V53H64ZM142 52V51H141ZM209 52V51H208ZM231 53L232 57H227L226 53ZM2 53V52H1ZM7 53V52H6ZM23 53V52H22ZM50 53V51H49ZM52 53V52H51ZM50 53V54H51ZM57 52V54L59 55ZM140 53V51H139ZM225 53V54H223ZM227 53V54H228ZM34 54V53H33ZM28 55L27 60L31 63L33 68L35 69V77L40 79L42 77V71L40 67V61H41V50H37L35 52V55ZM113 54V53H112ZM147 54V53H146ZM157 54V53H156ZM207 54V55H208ZM254 55V60L257 62V67L256 68H249V65H246L244 60V55ZM5 55V54H4ZM57 55V58H58ZM91 55V54H90ZM152 55V54H151ZM246 55V56H247ZM50 56V55H49ZM54 56V53H53ZM89 56V55H88ZM141 56V55H140ZM150 56V55H149ZM155 56V55H154ZM153 56V57H154ZM157 56V55H156ZM159 56V58H160ZM194 56L196 57L197 60H195L194 63L189 62V57ZM55 57V56H54ZM65 57V56H64ZM98 57V56H97ZM96 57V58H97ZM200 57V58H199ZM252 57V56H251ZM3 58V57H2ZM43 58V56H42ZM46 58V57H45ZM52 58V57H51ZM92 58V57H91ZM145 58V55H144ZM149 58V57H148ZM157 58V57H155ZM158 58V59H159ZM162 58V57H161ZM160 58V59H161ZM48 58H46L47 60ZM56 59V58H55ZM54 59V60H55ZM143 59V56H142ZM150 59V58H149ZM154 59V58H152ZM159 59V60H160ZM201 59V60H200ZM60 60V59H59ZM98 61V59H96ZM96 60L94 59L93 62ZM43 61V60H42ZM51 61V60H50ZM164 61V60H163ZM211 61L213 65H208L207 62ZM28 62V63H29ZM52 62V61H51ZM57 62H59L57 60ZM64 62V61H63ZM82 62V61H80ZM85 62V61H84ZM88 62V61H87ZM94 62V63H95ZM99 62V61H98ZM153 62V61H152ZM7 63V62H6ZM27 63V65H28ZM50 63V62H49ZM120 63V62H119ZM128 63V62H126ZM162 63V62H161ZM52 64V63H51ZM64 64V63H63ZM66 64V63H65ZM92 64V61H91ZM96 64V63H95ZM93 64V65H95ZM99 64V63H98ZM164 66V62L162 63ZM254 64V62H253ZM252 64V65H253ZM45 65V63H44ZM69 65V63H67ZM66 65V66H67ZM80 65V63H79ZM85 65V64H84ZM119 65V64H118ZM135 65V64H134ZM139 65V64H138ZM57 66V65H55ZM62 66V65H61ZM64 66L65 68H67ZM84 67L83 65H81ZM167 66V65H165ZM77 67V66H76ZM86 67V65H85ZM89 67V66H88ZM92 67V66H91ZM95 67V66H94ZM121 67V66H120ZM137 67V66H136ZM49 68V67H48ZM54 68V65H53ZM70 68V67H69ZM79 68V67H78ZM97 68V67H96ZM127 68V67H126ZM134 68V67H133ZM138 68V67H137ZM152 68V67H151ZM166 67H164L165 69ZM31 69V68H30ZM46 68H44L45 70ZM57 69V68H56ZM61 69V68H60ZM58 68V70L60 71ZM64 69V68H63ZM72 69V68H71ZM70 69V70H71ZM82 69V70H81ZM80 69L81 71H85L83 68ZM88 69V68H87ZM93 69V68H92ZM144 69V68H143ZM49 70V69H48ZM65 70V69H64ZM74 70V69H73ZM107 70V69H106ZM142 70V69H141ZM153 70H156L153 69ZM158 70V69H157ZM57 71V70H56ZM58 71V72H59ZM62 71V70H61ZM76 71V70H74ZM132 71V70H131ZM130 71V72H131ZM160 72V70H158ZM162 71V70H161ZM164 71V70H163ZM49 72V71H46ZM51 72V71H50ZM53 72V71H52ZM69 72V70H68ZM77 72V71H76ZM151 72V71H150ZM158 72V73H159ZM44 73V71H43ZM82 73V72H81ZM127 73V71H126ZM129 73V72H128ZM127 73V74H128ZM26 74V73H25ZM76 74V73H75ZM109 74V73H108ZM121 74V73H120ZM125 74V73H124ZM73 75V74H72ZM111 75V74H110ZM149 75V74H148ZM26 76V75H25ZM62 76V75H60ZM59 76V77H60ZM64 76V75H63ZM76 76V75H74ZM114 76V74H113ZM159 76V75H158ZM58 77V75H57ZM68 77V76H64ZM79 77V76H78ZM82 77V76H81ZM151 77V76H150ZM149 77V78H150ZM9 78V77H8ZM73 78V77H72ZM80 78V77H79ZM78 78V79H79ZM142 78V79H141ZM261 78V79H260ZM23 79V78H22ZM26 79V78H25ZM33 79V77H32ZM74 79V78H73ZM160 79V78H159ZM9 80V79H8ZM24 80V79H23ZM36 80V79H35ZM34 80V81H35ZM42 80V79H41ZM39 80V81H41ZM72 80V79H70ZM85 80V79H84ZM158 80V79H157ZM28 81V78L27 80ZM33 81V82H34ZM45 81V80H44ZM51 81V80H50ZM50 81L48 83H50ZM82 81V80H81ZM156 81V80H155ZM21 82V81H20ZM32 82V81H31ZM30 82V84H31ZM54 82V81H53ZM57 82V81H56ZM83 82V81H82ZM85 82V81H84ZM88 82V81H87ZM98 82V81H97ZM29 83V82H28ZM36 83V82H35ZM38 83V82H37ZM46 83V82H45ZM46 83V84H48ZM61 83V82H59ZM263 83V82H262ZM18 84V83H17ZM24 84V83H23ZM41 85V83H38V85ZM255 84H257L255 82ZM254 84V85H255ZM33 85V84H32ZM31 85V86H32ZM51 85V84H50ZM70 85V84H69ZM160 85L162 87H160ZM244 85V84H243ZM250 85V84H249ZM253 85V84H252ZM261 85V84H260ZM15 86V85H14ZM20 86V85H19ZM22 86V85H21ZM27 86V85H26ZM40 86V87H41ZM46 86V85H45ZM49 86V85H48ZM64 86V85H63ZM73 86V83L71 84ZM70 86V87H71ZM247 86V85H246ZM24 87V86H23ZM39 87V86H38ZM52 87V86H51ZM113 87V88H114ZM142 87V88H141ZM250 87V86H249ZM57 88V87H55ZM59 88V87H58ZM64 88V87H63ZM105 88V89H104ZM38 89V88H37ZM51 89V88H50ZM69 90L70 88L67 87ZM112 89V88H111ZM32 90V89H30ZM40 90V89H38ZM59 90V89H58ZM65 90V89H64ZM67 90V91H68ZM138 88L136 87L135 91L139 92ZM149 90V91H150ZM21 91V90H20ZM26 91V90H25ZM29 91V90H27ZM142 91V90H141ZM154 91V90H153ZM23 92V91H21ZM30 92V91H29ZM32 92V91H31ZM30 92V94H31ZM38 92V91H36ZM35 92V93H36ZM40 92V91H39ZM38 92V93H39ZM66 92V91H65ZM74 92V91H73ZM105 93L111 96V99H107L108 102L106 101L105 106H103V102L101 97L104 98L103 94ZM143 92V91H142ZM253 92V91H252ZM1 93V92H0ZM33 93V92H32ZM34 93V94H35ZM63 93V91H62ZM68 93V92H67ZM103 93V94H102ZM150 93V92H149ZM247 93V92H246ZM37 94V93H36ZM43 94V93H42ZM48 94V93H47ZM56 94V93H55ZM60 94V93H58ZM73 94V93H72ZM76 94V93H75ZM141 94V93H140ZM147 94V93H146ZM28 95V94H27ZM33 95V94H32ZM125 95V96H124ZM253 95V94H252ZM7 96V95H6ZM37 96V95H35ZM39 96V95H38ZM45 96V94L43 95ZM53 96V95H52ZM58 96V95H57ZM108 98V95H106ZM109 96V97H110ZM139 96V95H138ZM145 96V95H143ZM171 96V95H170ZM16 97V96H15ZM27 97V96H25ZM31 97V96H30ZM41 97V96H40ZM62 97V96H61ZM76 97V95H75ZM23 99V96H21ZM29 98V97H28ZM48 98V97H47ZM51 98V97H50ZM167 98V99H166ZM46 99V97H45ZM136 99H139L138 97ZM24 100V99H23ZM42 100V99H41ZM3 101V100H2ZM34 101V100H33ZM32 101V103H33ZM48 101V100H47ZM62 101V100H61ZM28 102V101H27ZM26 102V103H27ZM54 102V101H53ZM60 102V100H59ZM63 102V101H62ZM137 102V101H136ZM35 101V105H36ZM58 103V102H57ZM112 105L114 114H109V111L107 112L106 106L110 104ZM139 103V102H138ZM169 103V104H168ZM29 104V103H28ZM42 104V103H41ZM51 104V102H50ZM60 104V103H59ZM63 104V103H62ZM64 104V105H65ZM18 105V104H15ZM27 105V104H26ZM24 105V106H26ZM75 107H74V106ZM137 105V104H136ZM143 105V104H142ZM157 105V104H156ZM257 105V104H256ZM38 106V104H37ZM129 106V105H128ZM131 106V105H130ZM135 106V104H134ZM155 106V105H154ZM15 107V106H14ZM30 107V105H29ZM148 107V106H147ZM153 107V106H152ZM174 107V104H173ZM13 108V107H12ZM56 108V107H55ZM16 109V108H15ZM44 109V108H43ZM107 109V110H106ZM123 109V108H122ZM148 109V108H147ZM165 109V108H164ZM169 110H171L168 107ZM167 109V110H168ZM2 110V109H1ZM45 110V109H44ZM50 110V109H49ZM56 110V109H55ZM53 110V111H55ZM125 110V109H124ZM142 110V109H141ZM15 111V110H14ZM24 111V108H23ZM48 111V109H47ZM86 111V112H87ZM112 111V112H113ZM123 111V110H122ZM46 112V110L44 111ZM49 112V111H48ZM81 112V110H80ZM164 114L163 111H158V113ZM13 113V112H12ZM52 113V112H51ZM60 113V112H59ZM180 113V112H179ZM11 114V113H10ZM18 114V113H17ZM86 114V113H85ZM132 114V113H131ZM162 114V115H163ZM14 115V114H13ZM50 115V114H49ZM60 115V114H59ZM67 115V114H66ZM51 116V115H50ZM57 116V115H56ZM87 115V117H89ZM206 116V117H207ZM21 117V116H20ZM48 117V116H47ZM90 117V118H91ZM163 117V116H161ZM12 118H15L14 116ZM18 118V117H17ZM57 118V117H56ZM63 119L64 116H62ZM89 118V119H90ZM135 118V117H134ZM159 118V117H158ZM4 119V118H3ZM11 119V118H10ZM20 119V118H19ZM18 119V120H19ZM24 119V118H23ZM51 119V118H50ZM67 119V118H66ZM84 119V117H83ZM88 119V120H89ZM192 119L197 121V126L192 128ZM203 119V118H202ZM205 119V118H204ZM208 119V120H209ZM9 120V119H8ZM58 120V119H57ZM93 120V119H92ZM91 120V121H92ZM207 120V121H208ZM159 121V119H158ZM221 121V122H222ZM56 122V121H55ZM66 122V121H65ZM174 122V121H173ZM223 122V123H224ZM238 122H235L236 124H239ZM94 123V125H92ZM164 123V122H163ZM196 123V122H195ZM234 123V124H235ZM174 124V123H173ZM158 125V124H157ZM205 125V123H204ZM203 125V126H204ZM232 125V124H231ZM159 126L161 124L159 123ZM171 126V124H170ZM169 124H166V127L169 130ZM212 126V125H211ZM240 126V125H239ZM226 128V127H224ZM228 128V127H227ZM232 128V127H231ZM230 128V129H231ZM236 128V127H235ZM4 129V128H3ZM180 129V128H179ZM219 129V128H218ZM222 129V128H221ZM156 130V129H155ZM214 130V129H213ZM223 130V129H222ZM215 131V130H214ZM220 131V130H219ZM2 132V131H1ZM152 132V131H151ZM218 132V131H217ZM221 132V131H220ZM241 132V133H242ZM4 133V132H3ZM9 133V132H8ZM141 133V132H140ZM236 133V132H235ZM239 133V132H238ZM6 134V133H5ZM225 134V133H224ZM142 135V134H141ZM243 136V134H240ZM244 135V136H245ZM143 136V135H142ZM189 136V135H187ZM226 136V135H225ZM123 137H126L128 140L127 142V148L124 145ZM224 137V136H223ZM237 137V136H236ZM146 138V137H145ZM204 138V137H203ZM231 138V137H228ZM247 138V137H246ZM244 138V139H246ZM250 138V137H249ZM236 139V138H235ZM240 139V138H239ZM209 140V139H206ZM232 140V139H231ZM229 140L228 142H230ZM234 140V139H233ZM259 140V139H258ZM257 140V141H258ZM190 141V140H188ZM220 141V140H219ZM223 141V140H222ZM195 142V141H194ZM211 142V141H209ZM208 142V143H209ZM233 142V141H231ZM193 143V142H192ZM182 144V142H181ZM231 144V143H230ZM235 143H233L234 145ZM245 144V143H244ZM264 144V142H263ZM263 144H259L262 145ZM146 145V144H145ZM229 145V144H228ZM232 145V147H233ZM258 145V146H259ZM196 146V145H195ZM226 146V145H225ZM243 146V144H242ZM246 146V145H245ZM222 147V146H221ZM229 147V146H228ZM230 146L229 149L232 148ZM239 147V144L238 146ZM244 147V146H243ZM247 147V146H246ZM197 148V147H196ZM203 148V147H202ZM209 148V147H208ZM217 148H219L217 146ZM245 148V147H244ZM261 148V147H260ZM264 148V147H263ZM193 149V148H192ZM207 149V148H206ZM220 149V148H219ZM233 149V148H232ZM231 149V150H232ZM235 149V148H234ZM239 149V148H238ZM258 149H254L256 151ZM127 153V157L129 156V163L127 164L126 160L123 162V154L124 152ZM223 151V150H222ZM230 151V150H228ZM244 151V150H243ZM248 151V150H247ZM254 151H252L254 153ZM262 151V150H261ZM197 152V151H196ZM204 152V151H202ZM239 152V151H238ZM198 153V152H197ZM201 153V152H200ZM243 153V152H242ZM257 153V152H256ZM255 153V154H256ZM148 154V153H147ZM182 155V153H180ZM232 154V153H231ZM230 154V155H231ZM235 154V151H234ZM237 154V153H236ZM235 154V156H237ZM241 154V153H240ZM251 154V153H250ZM264 154V153H263ZM138 155V156H137ZM205 155V154H204ZM208 155V154H207ZM233 155V154H232ZM245 155V154H244ZM257 155H259L257 153ZM256 155V156H257ZM261 155V153H260ZM259 155V156H260ZM184 156V155H183ZM234 156V155H233ZM252 157L254 156L253 154L251 155ZM263 156V155H262ZM261 156V157H262ZM165 157V156H164ZM187 157V156H186ZM198 157V156H197ZM238 157V156H237ZM247 157V155H246ZM139 158V157H138ZM185 158V157H184ZM199 158V157H198ZM245 158V157H244ZM260 158V157H259ZM257 158V159H259ZM125 159V158H124ZM179 159V158H178ZM191 159V158H190ZM189 159V160H190ZM200 159V158H199ZM264 159V157H263ZM140 160V159H138ZM137 160V161H138ZM186 160V159H184ZM183 160V161H184ZM191 161V160H190ZM205 161V160H204ZM139 162V161H138ZM160 162V161H159ZM194 162V161H193ZM264 162V161H263ZM126 163V164H125ZM178 163V162H177ZM192 163V162H191ZM139 164V163H138ZM184 164V163H183ZM182 164V165H183ZM198 164V163H197ZM154 165V164H153ZM181 165V164H180ZM191 165V164H190ZM193 165V163H192ZM259 165V164H258ZM161 166V165H159ZM185 166V165H184ZM195 166V164H194ZM217 166V165H216ZM250 164L248 165V167ZM254 165H251L252 167ZM263 166V165H262ZM138 167V165H137ZM151 167V166H150ZM191 167V166H190ZM200 167V166H199ZM218 167V166H217ZM247 167V168H248ZM249 167V169H250ZM261 167V165L259 166ZM182 168V167H181ZM179 167V170L181 169ZM185 168V167H184ZM187 168V167H186ZM201 168V167H200ZM203 168V167H202ZM213 168H216L215 165ZM224 168V167H223ZM262 168V167H261ZM176 169V168H175ZM183 169V168H182ZM181 169V171H182ZM204 169V168H203ZM202 169V170H203ZM217 169V168H216ZM220 169V168H218ZM241 169V168H240ZM133 170V169H132ZM243 170V169H242ZM246 170V169H245ZM244 170V171H245ZM262 170V169H261ZM127 171V170H126ZM136 171V170H135ZM140 171V170H139ZM148 171V170H147ZM160 171V170H159ZM186 171V170H185ZM263 171V170H262ZM262 171H260V176ZM137 172V171H136ZM170 172V171H169ZM172 172V171H171ZM179 172V171H178ZM191 172V171H189ZM204 172V171H203ZM225 171L219 172V177L220 179L224 177H228L229 179L231 177L226 176L224 174ZM255 172V171H254ZM253 172V173H254ZM264 172V171H263ZM174 173V172H172ZM177 173V171L175 172ZM183 173V172H182ZM192 173V172H191ZM199 173V172H197ZM206 173V172H205ZM217 173V172H216ZM227 173V172H226ZM246 173V172H245ZM250 173V172H249ZM136 174V173H134ZM160 174V173H159ZM164 174H167L164 172ZM178 174V173H177ZM187 174V173H185ZM193 174V173H192ZM237 174V173H236ZM242 174V173H241ZM247 174V173H246ZM258 174V173H257ZM263 174V173H262ZM131 175V173H130ZM169 175V173H168ZM167 175V176H168ZM172 174H170L171 176ZM175 174H173L174 176ZM184 175V174H183ZM180 175V178L181 176ZM197 175V174H196ZM208 175V174H207ZM238 175V174H237ZM243 175V174H242ZM249 175V174H248ZM132 176V175H131ZM147 176V175H146ZM160 176V175H158ZM165 176V175H164ZM170 176L165 177V178H170ZM176 176V175H175ZM190 176V175H189ZM193 176V175H192ZM201 176V175H200ZM210 176V175H209ZM232 176V175H231ZM234 176V175H233ZM241 176V175H240ZM250 176V175H249ZM248 176V177H249ZM252 178L255 176L252 175ZM259 176V175H258ZM135 177V176H134ZM150 177V176H149ZM148 177V178H149ZM155 177V176H154ZM172 177V176H171ZM177 177V176H176ZM202 177V176H201ZM236 177V176H235ZM234 177V178H235ZM239 177V176H238ZM245 177H247L245 175ZM248 177L246 179H248ZM257 177V176H256ZM138 178V177H137ZM195 178V177H194ZM193 178V179H194ZM203 178V177H202ZM217 178V175L215 176ZM239 181L238 179H234ZM237 178V177H236ZM251 178V177H250ZM258 178V177H257ZM261 178V177H259ZM126 179V178H125ZM150 179V178H149ZM148 179V180H149ZM155 179V178H154ZM179 179V178H178ZM184 180L183 178H181ZM188 179V178H185ZM191 179V178H190ZM197 179V176L196 178ZM194 179V180H195ZM208 179V178H207ZM214 179V178H213ZM225 179V178H224ZM172 181V179H169ZM177 180V179H176ZM178 180L179 185L180 181ZM192 180V179H191ZM200 180V179H199ZM210 180V179H208ZM223 180V179H222ZM221 180V181H222ZM250 180V179H249ZM133 181V180H131ZM152 181V180H151ZM166 181V180H165ZM164 184H169L172 183L169 181V183ZM190 180H187L189 182ZM193 181V180H192ZM202 181V180H201ZM215 181V179L213 180ZM217 181V180H216ZM219 181V180H218ZM225 180H223L224 182ZM227 181H229L227 179ZM226 181V182H227ZM241 181V180H240ZM247 181V180H246ZM139 182V180L137 181ZM135 182V183H137ZM141 182V181H140ZM155 183L156 181L153 180ZM159 182V181H158ZM156 182V183H158ZM168 182V180L166 181ZM194 182V181H193ZM191 184H194V183ZM199 182V181H198ZM205 182V181H204ZM209 182V181H208ZM211 182V181H210ZM222 182V183H223ZM224 182V183H226ZM232 182V181H231ZM245 182V180H244ZM254 182V181H252ZM134 183V182H133ZM155 183V184H156ZM203 183V181H202ZM206 183V182H205ZM239 183V182H238ZM131 184V183H130ZM139 184V183H137ZM136 184V185H137ZM163 183H161L162 185ZM163 184V185H164ZM183 184V183H181ZM185 184V183H184ZM208 184V183H206ZM214 184V183H213ZM216 184V183H215ZM250 184V183H249ZM252 184V183H251ZM74 185V186H73ZM154 185V184H153ZM160 185V186H161ZM162 185V187H163ZM166 185V186H167ZM171 185V184H170ZM169 188L171 189L172 186L175 189V185L177 186V181L174 184L171 185ZM178 185V186H179ZM187 185V183H186ZM185 185V186H186ZM211 185V184H209ZM218 185V184H217ZM255 185V184H254ZM99 187L94 191V188ZM140 186V185H139ZM147 186V185H146ZM181 186V185H180ZM184 186V185H182ZM195 186V184H194ZM192 186V187H194ZM203 186V184L201 185ZM205 186V184H204ZM208 186V185H207ZM263 186V185H262ZM158 187V186H157ZM165 187V186H164ZM163 187V188H164ZM189 187V186H188ZM196 187V186H195ZM194 187V188H195ZM200 187V186H199ZM148 188V187H147ZM150 188V187H149ZM152 188V187H151ZM156 189V186L152 189ZM160 187H158V192L154 191L157 195L158 194H164L160 193ZM172 188V189H173ZM184 188V187H183ZM187 188V187H186ZM185 188V190H186ZM214 188V187H213ZM136 189V188H135ZM191 189V188H190ZM189 189V190H190ZM193 189V188H192ZM203 189V188H202ZM208 189V187H207ZM206 189V190H207ZM242 189V188H241ZM164 189H161V192ZM177 190V189H176ZM237 190H239L237 188ZM135 191H139L138 188ZM145 191V190H143ZM149 191V190H147ZM151 191V190H150ZM217 191V190H216ZM95 192V193H94ZM133 192V191H131ZM168 192V191H167ZM174 190H171V193H173ZM176 192V191H175ZM188 192V191H187ZM140 193V192H139ZM146 192L145 194H147ZM152 193V192H150ZM189 193V192H188ZM72 194V195H71ZM130 194V193H128ZM133 194V193H132ZM135 194H138L135 192ZM134 194V195H135ZM166 194V192H165ZM168 194V193H167ZM179 194V193H178ZM193 194V193H192ZM191 194V195H192ZM227 194V193H225ZM229 194V193H228ZM133 195V196H134ZM139 195V194H138ZM156 195V196H157ZM162 195H158L159 201L163 197ZM177 195V193H175ZM185 195V194H184ZM188 195V194H187ZM224 195V194H222ZM132 196V195H131ZM142 196V195H140ZM162 196V197H161ZM168 196V195H167ZM186 196V195H185ZM195 196V195H193ZM226 196V195H225ZM252 196V195H251ZM263 196V195H262ZM70 197L71 201L70 202ZM136 197V196H134ZM165 197V196H164ZM174 197V195H173ZM197 197V196H196ZM126 200L124 201L123 200ZM146 198V197H145ZM153 198V197H152ZM172 198V197H171ZM169 198V200L171 199ZM175 198V197H174ZM178 198V197H177ZM185 198V197H184ZM232 198V197H231ZM252 198V197H251ZM139 199V198H138ZM157 199V200H158ZM168 198L166 197L165 200ZM179 199V198H178ZM189 199V195H188ZM134 200V199H133ZM164 200V199H163ZM162 200V201H163ZM164 200V201H165ZM168 200V202H169ZM208 200V199H207ZM249 200V199H248ZM124 201V202H123ZM136 201V200H134ZM140 201V200H139ZM138 201V202H139ZM147 201V200H146ZM145 201V202H146ZM152 201V199H151ZM147 201V204H151ZM154 201V198H153ZM173 201V200H171ZM188 201V200H187ZM192 201V200H191ZM199 201V200H198ZM235 201V200H233ZM244 201V200H243ZM257 201V200H256ZM133 202V201H132ZM161 202V201H160ZM167 201H165L166 203ZM203 202V201H202ZM253 202V201H252ZM98 205H97V204ZM127 203V202H126ZM162 203V202H161ZM191 203V202H190ZM193 203V202H192ZM191 203V205H193ZM255 203V202H254ZM134 204V202H133ZM163 204V203H162ZM164 204V205H168ZM172 204V203H171ZM185 204V203H184ZM187 204V203H186ZM185 204V205H186ZM199 204V203H198ZM243 204V203H242ZM258 204V203H257ZM126 205V204H125ZM129 205V203L127 204ZM154 205V202H153ZM163 205V206H164ZM188 205V204H187ZM190 205V204H189ZM188 205V206H189ZM204 205V204H203ZM230 205V204H229ZM244 205V204H243ZM250 205V204H248ZM121 206H124L123 204ZM132 206V205H131ZM158 206V205H156ZM161 206V207H163ZM169 206V205H168ZM196 205H194L195 207ZM237 206H240L237 204ZM126 207V206H125ZM128 207V206H127ZM126 207V208H127ZM140 207V206H139ZM145 207V206H144ZM159 207V206H158ZM165 207V206H164ZM210 207V206H209ZM263 207V205H262ZM124 207H122V210ZM179 208V207H178ZM220 208V207H219ZM242 208V207H241ZM245 208V207H244ZM121 209V207H120ZM132 209V208H131ZM169 209V207H167ZM121 210V211H122ZM130 210V209H129ZM236 210V209H235ZM39 212L40 218H45V223L42 224L41 221L36 217L33 216V213ZM133 211V210H132ZM131 211V212H132ZM155 211V210H154ZM126 212V211H125ZM136 212V210H135ZM142 212V211H141ZM152 212V211H151ZM150 212V213H151ZM169 212V211H168ZM172 212V211H171ZM149 213V214H150ZM157 213V212H155ZM219 213V212H218ZM127 214V213H126ZM138 214V213H137ZM148 214V215H149ZM159 214V213H157ZM170 214V213H168ZM124 215V214H123ZM152 215V214H151ZM190 214L187 212H184L182 209H177V212L172 213V218L174 217L175 219L178 218L179 220H172L175 222V225H179V229L181 231H188L192 226L193 229L196 223L195 219L191 220ZM122 216V215H121ZM170 216V217H171ZM192 216V214H191ZM207 216V215H206ZM61 219V226L65 224V221H67V226L68 229H63V227L60 228V230H55L56 224L58 223L59 219ZM190 217V218H189ZM203 217V216H201ZM221 217V216H220ZM127 218V217H126ZM133 218V217H132ZM166 218V217H165ZM211 218V217H210ZM67 219V220H66ZM130 219V218H129ZM128 219V220H129ZM168 219V218H167ZM132 220V219H131ZM140 220V219H139ZM201 220V219H197ZM203 220V219H202ZM202 220L197 222L196 225L197 228L201 226ZM248 220V219H247ZM123 221V219H122ZM142 221V220H141ZM163 221V220H162ZM169 221V220H168ZM178 223H177V222ZM194 221V222H193ZM211 221V219L209 220ZM133 222V221H132ZM132 222H130L132 224ZM201 222V223H200ZM204 222V220H203ZM225 222V221H224ZM139 223V222H138ZM151 223V222H150ZM161 223V222H160ZM177 223V224H176ZM200 223V224H198ZM217 223V222H216ZM60 224V223H59ZM66 224L64 226H66ZM159 224V223H158ZM166 224V223H164ZM194 224V225H193ZM136 225V224H135ZM134 225V226H135ZM146 225V224H145ZM160 225V224H159ZM163 225V224H162ZM177 225V226H178ZM260 225V224H259ZM66 226V227H67ZM133 226V225H132ZM153 226V225H151ZM147 227V225H146ZM204 227V226H203ZM264 227V226H263ZM132 228V227H130ZM140 228V227H139ZM148 228V227H147ZM166 228V226L164 227ZM173 228V227H171ZM175 228H177L175 226ZM232 228V227H231ZM138 229V227L136 228ZM144 229V228H143ZM183 229V230H182ZM203 229V228H202ZM239 229V228H238ZM125 230V228H124ZM132 230V229H131ZM134 230V229H133ZM139 230V229H138ZM147 230V229H146ZM149 230V229H148ZM151 230V229H150ZM164 230V229H163ZM172 231V229H170ZM190 230V231H191ZM195 230V229H194ZM198 231H194V235L196 234V237L200 238L201 237V231L200 228L196 229ZM211 230V229H210ZM167 231V230H164ZM180 231V230H179ZM130 232V231H129ZM135 232V231H134ZM137 232V231H136ZM142 232V231H141ZM189 232V231H188ZM235 232V231H234ZM140 232H138L139 235ZM148 233V232H147ZM153 233V231L151 232ZM165 233V232H164ZM173 233V231L171 232ZM176 233V232H175ZM179 233V232H178ZM209 233V232H208ZM132 234V233H131ZM134 234V233H133ZM132 234V235H133ZM150 234V233H149ZM148 234V235H149ZM167 234V233H166ZM174 234V233H173ZM182 234V233H181ZM184 234V232H183ZM244 234V233H243ZM160 235V234H159ZM158 235V236H159ZM172 235V234H171ZM179 235V234H178ZM177 235V236H178ZM185 235L187 236V233L185 232ZM190 235V233H189ZM193 235V236H194ZM208 235V234H207ZM136 236V235H134ZM133 236V237H134ZM152 236V235H151ZM154 236V234H153ZM162 236V235H161ZM174 236V235H173ZM191 236V235H190ZM200 236V237H199ZM226 236V235H225ZM228 236V235H227ZM226 236V237H227ZM235 236V235H234ZM169 237V235H168ZM205 237L202 234L203 238ZM208 236H206L207 238ZM137 238V237H136ZM135 238V239H136ZM148 238V237H147ZM151 238V237H150ZM154 238V237H152ZM160 238V236H159ZM167 238V236H166ZM178 238V237H176ZM175 238V239H176ZM180 238V237H179ZM184 238V236H183ZM186 241L191 242L189 239ZM204 238V241L207 239ZM209 238V237H208ZM126 239V238H125ZM124 239V240H125ZM134 239V242H135ZM191 239V238H190ZM194 239V238H193ZM192 239V240H193ZM197 238H195L196 240ZM128 240V239H127ZM168 240V239H167ZM181 240V239H180ZM199 240V239H198ZM201 240V239H200ZM210 240V239H209ZM212 240V239H211ZM231 240V239H230ZM96 242V248H92L91 244L92 242ZM147 241V240H146ZM176 241V240H175ZM183 241V240H182ZM203 241V240H202ZM199 242V243H204V242ZM213 241V240H212ZM246 241V240H245ZM259 241V240H258ZM128 242V241H127ZM130 242V239H129ZM132 242V243H134ZM195 241H193L192 244H194ZM170 243V242H169ZM184 243L188 244L187 242L184 241ZM198 243V241L196 242ZM207 243V242H206ZM240 243V242H239ZM86 244V246H85ZM126 244V243H125ZM160 242L157 244L159 245ZM163 244V243H162ZM177 244V243H176ZM182 244V242H181ZM200 244V245H201ZM209 244V243H208ZM219 244V243H218ZM131 245V243H130ZM189 245V244H188ZM197 245V244H196ZM199 245V246H200ZM206 245V244H205ZM129 246V245H128ZM132 246V245H131ZM135 246H137L135 244ZM139 246V245H138ZM150 246V244H149ZM174 246V244H173ZM158 247V246H157ZM161 247V246H160ZM196 247V246H195ZM198 247V246H197ZM252 247V246H251ZM72 248V249H71ZM135 248V247H134ZM217 248V247H216ZM225 248V247H224ZM259 248V247H258ZM125 249V248H124ZM131 249V248H130ZM167 249V248H166ZM175 249V248H174ZM182 249V248H181ZM198 249V248H197ZM237 249V248H236ZM246 249V248H245ZM255 249V248H254ZM264 249V248H263ZM73 250V253H72ZM138 248L136 249V251ZM145 250V249H144ZM143 250V251H144ZM183 250V249H182ZM252 250V248L250 249ZM256 250V249H255ZM261 250V249H260ZM130 251V250H129ZM159 251V250H158ZM176 251V250H175ZM187 251V250H186ZM203 251V250H202ZM200 251V252H202ZM254 251V250H253ZM132 252V250H131ZM135 252V251H134ZM164 252V251H162ZM197 252V251H196ZM264 252V251H263ZM130 253V252H129ZM188 253V251H187ZM195 253V252H194ZM199 253V252H198ZM197 253V254H198ZM221 253V251H220ZM224 253V252H223ZM261 253V251L259 252ZM134 254V253H133ZM167 254V253H166ZM169 254V253H168ZM183 254V253H182ZM181 254V255H182ZM190 254V253H189ZM193 254V253H191ZM195 254V255H197ZM200 254V253H199ZM222 254V253H221ZM54 255L56 257H54ZM137 255V253H136ZM186 255V254H185ZM251 255V254H250ZM253 255V254H252ZM258 255V254H257ZM264 256V254H262ZM126 256V255H125ZM130 256V255H129ZM199 256V255H198ZM211 256V255H210ZM238 256V255H237ZM243 256V255H242ZM261 256V255H260ZM258 256L257 258H259ZM137 257V256H136ZM183 257V256H182ZM181 257V258H182ZM185 257V256H184ZM183 257V258H184ZM201 257V256H200ZM262 257V256H261ZM135 258V255H134ZM180 258V257H179ZM182 258V259H183ZM210 258V257H209ZM250 258V257H248ZM256 258V259H257ZM263 258V257H262ZM73 259V261H75ZM137 259V258H136ZM186 259V258H185ZM200 259V258H199ZM220 259V258H219ZM223 259V258H222ZM227 259V258H226ZM238 259V258H237ZM261 259V258H260ZM259 259V261H261ZM264 259V258H263ZM139 261V260H138ZM169 261V260H168ZM225 261V260H224ZM254 261V260H253ZM128 262V261H127ZM146 262V261H145ZM183 262V261H182ZM190 262V261H189ZM221 262V260H220ZM223 262V261H222ZM247 262V261H246ZM250 262V261H249ZM248 262V263H249ZM262 262V261H261ZM78 262L76 261V264ZM133 261L131 262V264ZM181 263V262H180ZM226 263V262H225ZM136 264V263H135ZM141 264V263H140ZM215 264V263H214ZM220 264V263H219ZM227 264V263H226ZM264 264V260H263Z\"/></svg>",
	"mask_w": 264,
	"mask_h": 264
}]
</instances>
